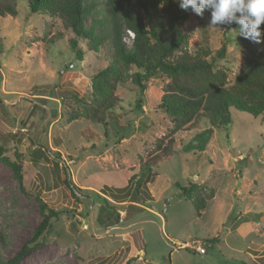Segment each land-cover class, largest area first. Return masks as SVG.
I'll use <instances>...</instances> for the list:
<instances>
[{
  "label": "rangeland",
  "instance_id": "374dc122",
  "mask_svg": "<svg viewBox=\"0 0 264 264\" xmlns=\"http://www.w3.org/2000/svg\"><path fill=\"white\" fill-rule=\"evenodd\" d=\"M96 1L94 16L102 17L103 0ZM18 11L15 18L0 17V150L23 174L22 189L0 161L1 259L14 258L31 238L45 203L61 214L17 264H264L261 118L232 108V125L215 129L203 153H185L208 126L198 122L168 134L170 121L159 109L167 80L160 77L150 79L143 94L131 80L119 85L120 105L106 125L93 123L84 109L92 101L93 77L112 60L110 44L93 52L79 39L80 61L70 48L75 36L59 19L31 14L24 2ZM185 12L190 51L207 46L216 55L225 44L217 64L233 84L249 50L232 27L236 22L213 27L210 11L202 17ZM91 22L87 18L86 26ZM75 114L81 117L70 120ZM163 138L161 150L174 140L171 155L155 147ZM146 162L153 172L137 197ZM190 184L197 189L187 199L181 190ZM209 196L199 214L194 200ZM173 241L201 242L206 254L175 251Z\"/></svg>",
  "mask_w": 264,
  "mask_h": 264
},
{
  "label": "trees",
  "instance_id": "16d2710c",
  "mask_svg": "<svg viewBox=\"0 0 264 264\" xmlns=\"http://www.w3.org/2000/svg\"><path fill=\"white\" fill-rule=\"evenodd\" d=\"M20 2L26 4L31 14L59 19L74 34L70 48L80 61L84 53L79 47V39L87 42L89 51L93 52H98L107 43L112 47V60L93 77L92 101L84 109L83 116L93 123L107 124L109 114L121 103L116 95L119 85L131 80L143 94L150 79L164 77L167 82L163 87L164 95L159 109L170 121L168 134L174 137L198 122H205L208 126L184 147L185 153H203L215 129L232 125V108L261 118L264 126V24L261 25L259 44L240 36L237 23L232 25L239 38L249 44V50L242 69L230 85L228 71L217 64V59H223L226 55V45L216 55L207 46L190 51V36L184 31L189 15L180 9L177 0H103L104 8L100 10L102 17L94 16L98 6L96 0H0V17H17ZM89 17L92 22L87 27ZM129 33L134 36L133 39ZM125 38L130 39V46ZM133 69L135 72H132ZM80 117V114H75L70 120ZM165 140L156 141L155 147L164 155H171L174 140L172 138L161 150ZM55 155V160H59L60 154ZM158 157L155 156L153 161ZM0 161L11 167L23 189L21 164L3 156V150H0ZM68 172L65 167L64 182L71 187ZM140 172L142 176L135 184L137 197L143 187L144 176L153 172L152 162H146ZM195 189V184L182 188L183 197L191 199ZM211 192L213 197L214 190L211 189ZM211 196L194 200L199 214L206 209ZM135 203L144 205L142 202ZM39 208L42 219L31 238L14 258L4 261L0 256V264H17L23 255L39 246L40 239L50 231L53 221L61 214V211L49 208L45 203H41ZM3 240L0 234V241ZM217 241L205 240L204 243L209 245Z\"/></svg>",
  "mask_w": 264,
  "mask_h": 264
},
{
  "label": "clouds",
  "instance_id": "9594fccd",
  "mask_svg": "<svg viewBox=\"0 0 264 264\" xmlns=\"http://www.w3.org/2000/svg\"><path fill=\"white\" fill-rule=\"evenodd\" d=\"M180 9H191L196 15L203 16L210 11V25H239V35L253 43H261L264 24V0H177Z\"/></svg>",
  "mask_w": 264,
  "mask_h": 264
},
{
  "label": "built area",
  "instance_id": "2783aa9c",
  "mask_svg": "<svg viewBox=\"0 0 264 264\" xmlns=\"http://www.w3.org/2000/svg\"><path fill=\"white\" fill-rule=\"evenodd\" d=\"M173 248L175 251L181 250V249H186L191 252L197 253L199 255H205L206 254V248L203 243L201 242H187V243H182L178 241H173L172 243Z\"/></svg>",
  "mask_w": 264,
  "mask_h": 264
},
{
  "label": "bare ground",
  "instance_id": "6f19581e",
  "mask_svg": "<svg viewBox=\"0 0 264 264\" xmlns=\"http://www.w3.org/2000/svg\"><path fill=\"white\" fill-rule=\"evenodd\" d=\"M129 35H131L130 37L133 39L134 38V36L131 34V33H129Z\"/></svg>",
  "mask_w": 264,
  "mask_h": 264
}]
</instances>
